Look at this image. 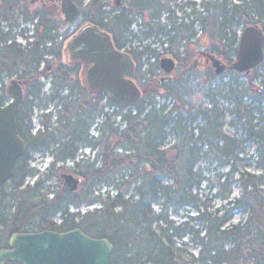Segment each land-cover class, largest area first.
Returning a JSON list of instances; mask_svg holds the SVG:
<instances>
[{"label": "trees", "instance_id": "obj_1", "mask_svg": "<svg viewBox=\"0 0 264 264\" xmlns=\"http://www.w3.org/2000/svg\"><path fill=\"white\" fill-rule=\"evenodd\" d=\"M72 1L80 17L64 25L63 34L53 35L55 20L31 13L27 0H0V75L17 74L27 93L38 91V78L54 69L64 44L89 24L106 33L116 50L130 55L135 66L131 79L141 99L133 109H122L100 96L91 120L97 156L79 167L75 192L62 186L57 175L25 185L32 171L26 161L15 163L10 194L0 191V251L13 234L79 229L112 245L107 264H179L178 254L188 245L198 250L190 264H264V58L247 75L229 69L243 29L257 26L264 35V0H201L199 5H175L177 10L170 6L175 0H89L84 6V0ZM35 19L30 37L19 34L25 37L24 47L8 43L12 30ZM3 24L9 32H3ZM47 43L52 44L48 51ZM208 56L227 70L218 77L211 69L200 71V59ZM163 58L174 62L172 73L160 68ZM76 72L63 67V90L79 88L71 80ZM224 76L228 80L216 85ZM0 101H6L3 88ZM70 120L68 116V124ZM23 122L28 123L26 113ZM250 151L258 176L244 172ZM45 184L55 190L50 201L37 198ZM235 184L243 193L232 201ZM205 188L215 190L213 197L226 201L228 208L214 215L203 211L204 197L198 192ZM97 204L98 209L82 216L68 213L69 208ZM187 208L198 212L199 228L188 221L175 225L168 218ZM234 212L246 220L226 228ZM58 213L63 214L60 224L36 220ZM186 237L189 241L181 242Z\"/></svg>", "mask_w": 264, "mask_h": 264}, {"label": "water", "instance_id": "obj_2", "mask_svg": "<svg viewBox=\"0 0 264 264\" xmlns=\"http://www.w3.org/2000/svg\"><path fill=\"white\" fill-rule=\"evenodd\" d=\"M61 4L64 20L71 23L80 15V10L72 0H57ZM119 4V1H117ZM91 31L90 39L73 37L66 49L74 52L73 58L80 60L90 70L98 74L105 86L101 92L109 95L122 108H133L141 98V92L129 78L134 72L131 57L116 50L106 33L93 25L82 28ZM264 35L257 26H248L240 33L236 59L232 67L241 74H249L264 58ZM214 75L219 76L227 69L217 58L208 56ZM171 59L160 61L165 74L173 72ZM11 101L0 107V189L13 178V167L22 157L25 146L17 137L15 115L22 97L21 86L11 81L7 87ZM63 183L70 191H75L80 181L71 175H63ZM8 249L0 251V264H107L112 254V245L104 239H94L79 230L66 233L44 231L34 234H13L7 242Z\"/></svg>", "mask_w": 264, "mask_h": 264}, {"label": "flooded vegetation", "instance_id": "obj_3", "mask_svg": "<svg viewBox=\"0 0 264 264\" xmlns=\"http://www.w3.org/2000/svg\"><path fill=\"white\" fill-rule=\"evenodd\" d=\"M27 1L31 13L38 12L42 17L55 20L53 24V35L63 34V28H65L64 25H66L67 22L64 20L61 11V4L57 0ZM87 25L89 24L82 25L69 40L76 35L84 40L92 38L93 35L91 31L85 33L82 29ZM69 40L67 42H69ZM47 44L46 50L48 51V49L52 47V44ZM66 45L65 48L61 50V61L55 64L54 69L47 76H40L38 78V83L40 85L38 91L27 93L24 89V84L20 81V77L17 74L8 76L3 73L0 75V82L4 83L6 79L10 78L11 81L14 80L21 86L22 97L15 115V123L17 137L25 146V151L20 159L26 161L29 165V169L32 171V175L29 177L32 179L31 186H35L37 182L42 181L40 180L42 179L40 178L42 171L48 176L57 175L63 186V175H71L77 178L79 167L84 164L90 165L93 163L95 160V150L93 148L94 137L92 135L94 124H91V120H94L100 96L111 101L108 94L101 92L103 89L106 90V88L101 85L102 79L100 76L96 73L91 74L84 63L74 59V52L68 51ZM49 62H53L51 56H49ZM63 67L77 70L76 76H72L71 80L72 83L76 84L77 82L80 89L74 88L75 85L73 84L74 89L63 90ZM43 69L44 63L39 71L41 72ZM45 77H50L52 79L51 93L47 92L43 84L40 83L41 79ZM5 96L6 101H0V107H4L10 102V96L7 94V87ZM83 98L87 100L84 101ZM112 103L115 104L114 102ZM25 113L28 114V123L23 122V115ZM68 116L71 118L70 124L67 123ZM86 125H88L89 128L87 129V140L85 142L84 135ZM45 182L47 181L44 180V183ZM54 191H49L48 187L45 186L40 194H38L37 198L50 201L54 198ZM75 191L69 190L70 193ZM44 219H51L53 223L60 224L63 219V214L58 213L54 217H50L46 214L45 216L43 215V217H38L36 220L39 222ZM73 230L79 229L49 232L66 233Z\"/></svg>", "mask_w": 264, "mask_h": 264}, {"label": "rangeland", "instance_id": "obj_4", "mask_svg": "<svg viewBox=\"0 0 264 264\" xmlns=\"http://www.w3.org/2000/svg\"><path fill=\"white\" fill-rule=\"evenodd\" d=\"M89 0H84L83 6L86 5L88 3ZM184 2H191V3H195L196 5H199L201 3V0H175V3H172L170 6L171 8L174 10L175 5L178 6V4L184 3ZM233 2H236L235 0ZM29 9V8H28ZM108 10V9H107ZM177 10V9H176ZM188 12V11H187ZM179 12L175 13L176 17H180ZM20 22V21H19ZM78 21L75 23L77 24ZM162 23H165V20L162 19ZM3 32H9L8 29V25H4L3 24ZM18 32V27L17 29L12 30L10 33V41L11 42H16L18 39L21 40V38L17 37V33ZM9 43V42H8ZM22 46L24 47V44H22ZM46 60H49L48 57H44ZM207 69H211L213 71V68L210 64V62H207L206 58L202 57L200 59V71H205ZM260 70H264V68L260 69ZM228 80V76H224L221 80H217L215 83L218 86H221L222 84H224L226 81ZM11 79L8 78L4 81V83L0 82V88H3V92L5 93L6 91V87L9 85ZM239 82L242 84H245L246 79L244 77L239 78ZM41 83V81H40ZM44 89L48 92V86L45 83ZM106 99V98H105ZM158 100V99H157ZM160 102V99L158 100ZM106 104V101H103V105ZM110 111V110H109ZM111 112V111H110ZM226 132L229 134H232V131L228 128H226ZM93 134H97L96 130L93 132ZM168 148V145H165V147L163 148V150H166ZM253 151H250L247 155L244 156V158L246 159V164L248 165V167L245 168L244 172L253 176H258L261 173L255 168V165L253 164L255 162V160H253L252 158L254 157V155L252 156ZM251 157V158H248ZM253 161V162H252ZM47 164V163H46ZM45 164V165H46ZM29 166V165H28ZM46 167V166H44ZM223 174L227 173V169L222 170ZM222 181V180H221ZM32 179L27 178L25 179V185H31ZM53 184V182H52ZM45 186H48L47 184H45ZM203 187L205 186V183L202 185ZM264 189V188H263ZM1 190L4 191V193L6 195L10 194V184L7 183ZM0 190V191H1ZM104 192V189H102L101 191H95L94 197H97V195H101ZM200 195L204 198H202V201L205 203L206 205V209H204L203 211H207L208 214H212L214 215V213H216V211L219 209L221 210L222 208H228L227 206V202L220 200V199H215L213 196L216 193L215 190H211L210 192H208V190L205 188V190L203 192H198ZM242 189L240 188V186L238 184H235L232 186V194L230 196V200L234 201V200H238L241 198L242 196ZM114 195V193H112ZM100 206L97 205H93L89 208L85 207V206H81L79 209H75V208H69L68 213L69 214H78L79 216H82L84 214H86L85 212H92L95 209H98ZM153 211L154 212H158V208L156 206H153ZM199 214H201V212H199ZM198 215V212L196 210H193L191 208H187V211H183L181 212L178 216H175L173 214H169L168 218L171 219L175 225H179L182 222H189V225L194 226L195 229L199 228L197 227V222L195 221L196 216ZM221 215V213H220ZM219 215V216H220ZM59 219V218H57ZM246 220V215L245 214H241L238 212H234L232 219L229 221V223L226 225V228H230V227H235L239 224L244 223V221ZM203 235V233L201 234V236ZM189 239L184 238L183 240H181V242H188ZM179 244L180 242L178 240L175 241V247L179 248ZM184 251L179 252L178 257V263L179 264H190L192 258L196 259L198 257V250H195L194 248H191L189 245L183 249Z\"/></svg>", "mask_w": 264, "mask_h": 264}, {"label": "bare ground", "instance_id": "obj_5", "mask_svg": "<svg viewBox=\"0 0 264 264\" xmlns=\"http://www.w3.org/2000/svg\"><path fill=\"white\" fill-rule=\"evenodd\" d=\"M96 156H97V151L95 150V158H96Z\"/></svg>", "mask_w": 264, "mask_h": 264}]
</instances>
